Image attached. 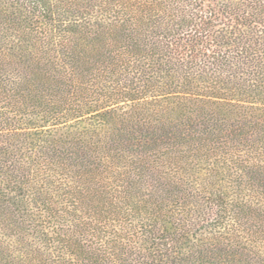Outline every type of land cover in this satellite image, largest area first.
<instances>
[{
	"label": "trees",
	"instance_id": "1",
	"mask_svg": "<svg viewBox=\"0 0 264 264\" xmlns=\"http://www.w3.org/2000/svg\"><path fill=\"white\" fill-rule=\"evenodd\" d=\"M0 264H264V0H0Z\"/></svg>",
	"mask_w": 264,
	"mask_h": 264
}]
</instances>
